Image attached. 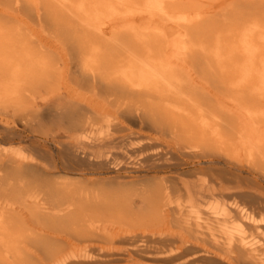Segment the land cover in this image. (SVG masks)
Masks as SVG:
<instances>
[{
	"label": "bare ground",
	"instance_id": "bare-ground-1",
	"mask_svg": "<svg viewBox=\"0 0 264 264\" xmlns=\"http://www.w3.org/2000/svg\"><path fill=\"white\" fill-rule=\"evenodd\" d=\"M0 264H264V0H0Z\"/></svg>",
	"mask_w": 264,
	"mask_h": 264
}]
</instances>
